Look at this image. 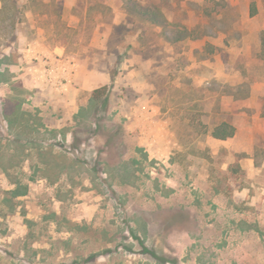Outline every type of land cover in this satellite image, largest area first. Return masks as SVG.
I'll return each instance as SVG.
<instances>
[{
  "label": "rangeland",
  "instance_id": "374dc122",
  "mask_svg": "<svg viewBox=\"0 0 264 264\" xmlns=\"http://www.w3.org/2000/svg\"><path fill=\"white\" fill-rule=\"evenodd\" d=\"M140 1L166 24L123 0H20L0 30V264H264V101L245 118L227 98L264 80V0ZM69 63L112 78L72 121L53 98ZM221 120L234 139H212Z\"/></svg>",
  "mask_w": 264,
  "mask_h": 264
},
{
  "label": "trees",
  "instance_id": "16d2710c",
  "mask_svg": "<svg viewBox=\"0 0 264 264\" xmlns=\"http://www.w3.org/2000/svg\"><path fill=\"white\" fill-rule=\"evenodd\" d=\"M125 4V8L128 14L135 15L145 22H147L150 26H162L166 24L164 20V16L161 13L160 6L156 5L154 7L145 6L141 3L140 0H123ZM3 7L0 9V30L4 32L5 35H13L15 30L17 29V24L19 21L17 20L19 11L21 9L20 0H2ZM254 14V12H253ZM169 27L170 24H167ZM192 32L188 31L187 28L182 27L178 29L168 28L165 34V40L171 44L176 45L185 41L186 39L192 38ZM261 52L259 55V60L262 63L264 70V31L261 34ZM99 93V92H95ZM236 132L235 127L228 121H220L214 123L211 128V136L217 140H228L234 137ZM47 164L50 165V162ZM55 168H64L60 166V164L55 163Z\"/></svg>",
  "mask_w": 264,
  "mask_h": 264
},
{
  "label": "crops",
  "instance_id": "0c3cea01",
  "mask_svg": "<svg viewBox=\"0 0 264 264\" xmlns=\"http://www.w3.org/2000/svg\"><path fill=\"white\" fill-rule=\"evenodd\" d=\"M261 52V44L259 47V51H258V58ZM260 61V60H259ZM261 63V61H260ZM262 65V63H261ZM77 67V68H74ZM263 67V66H262ZM64 72L62 73L63 77H65L66 79H68L70 81V77L72 75V70H76L77 72V78H76V86L72 88L71 92L69 94H67L66 96H61V97H54L55 95H53V98H57L59 99L58 102H56L58 105L60 104L62 107H65L66 109V119L70 120V115L74 116L75 114H78L80 111V106L84 104V98H83V93H85L88 90H93V89H98L100 87H103L104 85H106L109 81V83L112 81V78L107 76L106 74H104L102 72L101 69H92L91 71H86L85 70V66L79 69V65H69L68 64H64L63 66ZM61 73V72H60ZM50 75V80L52 81V85L55 84L54 81V77H53V73H49ZM34 80L32 81V83H39L38 80H36V75L33 76ZM58 77V76H57ZM45 79L46 78V73H45ZM63 89L68 90L69 89V84H65L63 86ZM260 91H263L262 93H259ZM227 98H229V100H231V105H233V109L231 110V114L234 115H239L241 117H245L248 118V113L246 112V108H250L252 105L251 101H254L256 103V105L258 106V111L262 112V102L264 101V80L261 84V87H259L258 85L253 87V92L251 93L250 96L248 97H240L237 96L236 99L234 97L228 96ZM2 100L6 103V99L2 98L0 99V102H2ZM236 109V113H232L234 110ZM72 121V119H71ZM221 121H228L230 122L236 129L235 135L233 138L234 139L235 136L237 135V126L234 124V122H232L231 120H221ZM211 134V133H210ZM212 137V136H211ZM212 139L214 141L217 142H226L228 140H217L214 139L212 137Z\"/></svg>",
  "mask_w": 264,
  "mask_h": 264
}]
</instances>
